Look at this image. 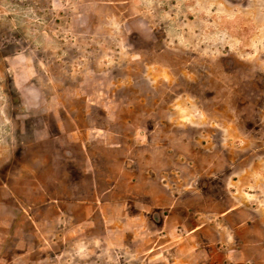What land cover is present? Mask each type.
Segmentation results:
<instances>
[{"label": "rangeland", "instance_id": "374dc122", "mask_svg": "<svg viewBox=\"0 0 264 264\" xmlns=\"http://www.w3.org/2000/svg\"><path fill=\"white\" fill-rule=\"evenodd\" d=\"M0 264H264V0H0Z\"/></svg>", "mask_w": 264, "mask_h": 264}, {"label": "crops", "instance_id": "0c3cea01", "mask_svg": "<svg viewBox=\"0 0 264 264\" xmlns=\"http://www.w3.org/2000/svg\"><path fill=\"white\" fill-rule=\"evenodd\" d=\"M59 131H60V128H59Z\"/></svg>", "mask_w": 264, "mask_h": 264}]
</instances>
